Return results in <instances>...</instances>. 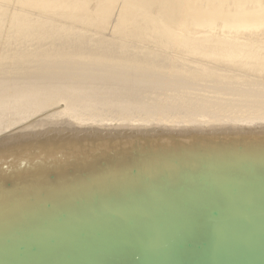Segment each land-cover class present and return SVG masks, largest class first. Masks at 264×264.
I'll return each mask as SVG.
<instances>
[{"label":"bare ground","instance_id":"obj_1","mask_svg":"<svg viewBox=\"0 0 264 264\" xmlns=\"http://www.w3.org/2000/svg\"><path fill=\"white\" fill-rule=\"evenodd\" d=\"M105 1L102 4L110 0ZM161 1L168 16L182 19L190 14L205 25L219 23L222 32L230 29L233 34H250L258 33V25L264 27V0ZM19 23L12 16L7 26L0 6L3 31H20ZM260 32L264 34V30ZM77 37L58 38L56 44L51 40L49 49L27 44L24 51L29 45L32 49L36 46L35 53L29 46L28 51L34 54L39 52L37 48L44 50L36 56L28 51L30 55L15 54L17 58L16 52H9L13 60L9 55L6 59L12 62L0 68V206L18 198L56 196L77 185H93L98 177L125 184L134 180V171L151 174L156 169L163 172L211 160L214 153L264 150V95L232 91L229 79L225 85H212V90L228 95L200 92L206 84L202 81L214 80L218 74L193 68L191 74L201 76L181 77L188 72L184 64L178 65L181 75L174 73L176 79L151 80L150 75L157 71L146 61L124 53L119 42L106 40L93 46L87 38ZM206 41L177 44L190 50L232 48L264 56V38L252 43L222 41L224 45L218 40ZM25 151H30L25 156L42 154L37 161L32 156L16 159ZM162 151L169 154L164 156Z\"/></svg>","mask_w":264,"mask_h":264},{"label":"water","instance_id":"obj_2","mask_svg":"<svg viewBox=\"0 0 264 264\" xmlns=\"http://www.w3.org/2000/svg\"><path fill=\"white\" fill-rule=\"evenodd\" d=\"M152 171L0 206V264H264V150Z\"/></svg>","mask_w":264,"mask_h":264},{"label":"rangeland","instance_id":"obj_3","mask_svg":"<svg viewBox=\"0 0 264 264\" xmlns=\"http://www.w3.org/2000/svg\"><path fill=\"white\" fill-rule=\"evenodd\" d=\"M50 1L51 0H0V6L4 8L7 26L8 24H11V18L13 16L16 17L18 21H20L19 25L21 27L20 31L15 32H9L8 27V30L5 31H3V27L0 28V58L2 57V59H4H0V68H3L5 63L7 65L12 62L10 60L12 59L13 54L14 56L15 54L16 56H19L20 54L30 55L28 53L31 52L28 51L30 50V45L26 47V49L28 48V52L24 51L23 48L25 47V45L27 46V44L33 43L34 45H39L38 47L41 46L44 49H49V46L53 45V43L51 45V40L54 41L58 38L60 39V36L62 37L63 35H67V39L78 36L77 39L87 38L88 40H86L90 41V43L92 42L93 46L97 45V43L104 44L103 42H106V40L113 43L119 42L121 45L120 48L124 53L132 55L135 60L146 61L157 71L155 75H150L151 80L176 79L178 77H176L174 73L180 74L177 71L178 65L184 64L186 66L188 65L186 67L188 72L187 75L185 74L181 77L188 78L189 76H201L199 74H191V71H194L193 68H201L203 70L214 71L218 74L214 80L204 79L202 83H206L203 86L205 88L198 89V91L200 92H211L228 95V93L225 91L212 90V85H225V82L227 81V79H229V81L231 80V82H228L227 84L232 89V91H236L243 95H264V56H262V52H243L232 48L222 51V48L206 47L196 50H190L187 48H183L182 46L179 47L180 45L177 44V42L182 44L184 41H188L190 45L193 42H198V44H201L205 43V40H207L206 42L210 40H212V42H217L218 40V44H220L222 41H224L226 44L228 43V41L229 43H231V41L252 43L257 42L258 40L260 41L261 38H264V34L260 32V30H264V27L258 25V33L255 32L250 34H244V32L242 31L238 34H233L234 32L230 29H225L226 31L224 30L222 32L220 30L221 25H219V23L205 25L204 23L195 21V19L192 18L193 16L190 14H185V18L182 19H177L176 15L168 16L167 11H164V8L166 9V7L161 0H153V2H141L142 0H128L129 3L127 2V0H110L109 3L106 2L107 0H104L106 3L103 4L102 2L104 1L102 0V2H99L100 0H85V2L84 0ZM127 4L128 6H126ZM99 5L101 7H99ZM190 5L191 4H189V6ZM145 6L148 8L146 9ZM192 6L195 7L193 4ZM143 7L146 10H144ZM97 8L100 9L98 10ZM199 8L201 7L199 6ZM171 10H173V7L172 9L170 7V11ZM162 11H164V13H162ZM143 12H147L146 14L148 16H146ZM155 12L158 13V18ZM159 14H163L164 16H160ZM169 14H171V12H169ZM167 32L171 34L169 35ZM174 32L177 36L174 34ZM227 32L229 33L228 35ZM73 33L76 34V36H70L73 35ZM165 33H167V37ZM179 33L181 35H178ZM84 34H86L85 36L87 37H85ZM163 34L165 35L164 38ZM200 34L204 38L208 39L203 40L204 38L202 39V36ZM183 35L185 39L183 38ZM90 36L92 37V39L94 38L98 41L95 40V42H93ZM169 36L171 37L170 39ZM178 36H180V38L182 37V40ZM63 37L61 39H65L66 36L64 38ZM173 37H175L177 40ZM166 38H168V40ZM196 38H198L199 41H196ZM38 42L41 43L39 44ZM43 42L46 43L44 44ZM224 42H222L221 44L224 45ZM54 44H56L55 41ZM44 45L49 46L45 48ZM34 47L33 49L35 50ZM19 48L20 50L22 48L23 51H20ZM30 48L32 49V46H30ZM43 48H41L42 50L37 48L38 50L36 49V51L41 52L44 50ZM263 48L264 46H262V49ZM12 51L16 53H13ZM261 51H264V49ZM9 52L13 53L12 57L11 54H8ZM34 53H32L33 56H36L38 54L37 52L36 54ZM6 55L7 57L9 55V58H11L9 59V61L8 59H6ZM232 79H235L237 81H234ZM209 95L211 97H214L212 96V94ZM84 147L88 146L85 145ZM136 150L137 149H135V151ZM66 151L70 153L73 150L66 149ZM27 152L30 151H25V153H22L19 156H15L16 159L22 157L28 159L30 156H32V159H35V161H37L42 154L39 151L30 154L29 156H25ZM140 153L141 150L139 154ZM161 153H163L164 156L169 154L163 151Z\"/></svg>","mask_w":264,"mask_h":264}]
</instances>
